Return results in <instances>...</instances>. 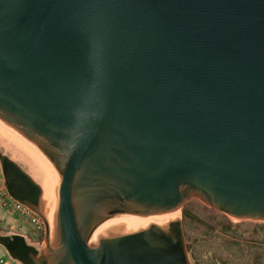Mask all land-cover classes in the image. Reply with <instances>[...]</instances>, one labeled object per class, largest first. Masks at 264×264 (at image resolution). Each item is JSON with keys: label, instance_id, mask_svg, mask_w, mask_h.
Wrapping results in <instances>:
<instances>
[{"label": "water", "instance_id": "obj_1", "mask_svg": "<svg viewBox=\"0 0 264 264\" xmlns=\"http://www.w3.org/2000/svg\"><path fill=\"white\" fill-rule=\"evenodd\" d=\"M0 121L40 150L54 200L2 151L39 217L20 264H190L191 198L264 222V0H0ZM50 241V242H49Z\"/></svg>", "mask_w": 264, "mask_h": 264}, {"label": "rangeland", "instance_id": "obj_2", "mask_svg": "<svg viewBox=\"0 0 264 264\" xmlns=\"http://www.w3.org/2000/svg\"><path fill=\"white\" fill-rule=\"evenodd\" d=\"M0 146L2 151H10L12 158L18 164L26 165V172L33 175L49 197L54 199L56 176L47 178L34 153L2 127H0ZM1 185L2 182H0ZM13 211L11 206L0 207V213L5 214L0 215L3 218L4 227L15 223L13 232L0 226V229L2 227L0 234H3L2 236L20 235L28 246L42 252L46 245L45 228L37 231L28 218ZM187 215L192 218L188 219ZM149 217L156 226L163 229L170 222L180 221L185 246L186 248L190 246L192 249L196 264H214L215 260L222 261L224 264H264V222L232 219L209 208L196 198L189 199L179 211ZM0 249L4 251L5 264H20L10 258L3 248ZM234 259H238V262H234Z\"/></svg>", "mask_w": 264, "mask_h": 264}, {"label": "built area", "instance_id": "obj_3", "mask_svg": "<svg viewBox=\"0 0 264 264\" xmlns=\"http://www.w3.org/2000/svg\"><path fill=\"white\" fill-rule=\"evenodd\" d=\"M0 182H2V185L0 186V201H2V206L9 207L11 206L12 209L16 212H19L22 216H25L28 218V221L30 224H32L37 231L43 230L44 225L37 217L34 215L29 209L26 207L21 206L19 203L14 201L6 192L4 185H3V174H2V168L0 164ZM1 263V262H0Z\"/></svg>", "mask_w": 264, "mask_h": 264}, {"label": "bare ground", "instance_id": "obj_4", "mask_svg": "<svg viewBox=\"0 0 264 264\" xmlns=\"http://www.w3.org/2000/svg\"><path fill=\"white\" fill-rule=\"evenodd\" d=\"M0 127H2V128H4V130H5V127H4V124H3V122H1L0 121ZM7 132H9V134L10 135H12L15 139H17V133H14V132H10V131H7ZM20 143H22V144H24L28 149H30V151L32 152V153H34V155L37 157V159H38V162H40L41 164H39V166L42 168V171H44L45 173V175L47 176V178L49 177V179L50 178H53L54 177V175H55V172H54V168H53V165L50 163V161L48 160V159H43L42 158V155H41V152H40V150H36V149H32V148H29V142H27V141H23V140H19V139H17ZM28 143V144H27ZM23 146V145H22ZM32 159V158H31ZM36 159V160H37ZM49 179H48V181H49ZM52 181V180H51ZM40 186H41V184H40ZM42 187V186H41ZM42 189H43V187H42ZM44 190V189H43ZM45 191V190H44ZM45 193H46V191H45ZM47 194V193H46ZM48 195V194H47ZM48 197H49V195H48ZM51 198V197H50ZM52 199V198H51ZM54 200V199H53ZM18 203V202H17ZM149 217V216H148ZM150 218V217H149ZM151 219V218H150ZM152 220V219H151ZM152 224L153 225H156V224H154L153 223V220H152ZM158 226V225H157Z\"/></svg>", "mask_w": 264, "mask_h": 264}, {"label": "crops", "instance_id": "obj_5", "mask_svg": "<svg viewBox=\"0 0 264 264\" xmlns=\"http://www.w3.org/2000/svg\"><path fill=\"white\" fill-rule=\"evenodd\" d=\"M0 207L1 208H5L6 206H2V201H0ZM14 213H16V211H13ZM9 213V212H8ZM9 214H11V213H9ZM0 215H2V213H0ZM5 215V214H4ZM4 215H2V216H4ZM2 216H0V226H2V227H4V225L2 224V221H3V218H2ZM14 226H15V223L13 224V223H11V224H9V226L8 227H4V228H7L8 229V231H10V232H13V228H14ZM2 227H1V229H0V231L2 230ZM3 228V229H4ZM0 235H3V234H0ZM5 235H7V233L5 234ZM16 235V234H15ZM0 248H2V247H0ZM4 250V249H3ZM7 253V252H6ZM5 257V254H4V251H1V249H0V264H5L4 262H3V259H5L4 258ZM9 264V263H8Z\"/></svg>", "mask_w": 264, "mask_h": 264}, {"label": "trees", "instance_id": "obj_6", "mask_svg": "<svg viewBox=\"0 0 264 264\" xmlns=\"http://www.w3.org/2000/svg\"><path fill=\"white\" fill-rule=\"evenodd\" d=\"M187 218L191 219L192 217L190 215H187ZM186 240H187V238H186ZM186 252H187V255H188V258H189L190 262H192V264H196V260H195V258L193 256V251L190 248V246H187ZM234 262H238V259H234ZM214 264H224V263L222 261L215 260Z\"/></svg>", "mask_w": 264, "mask_h": 264}]
</instances>
